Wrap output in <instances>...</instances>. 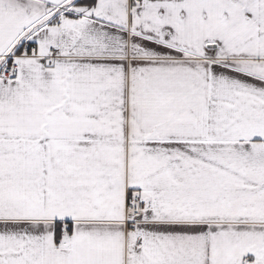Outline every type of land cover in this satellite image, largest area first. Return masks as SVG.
<instances>
[{
	"label": "snow or ice",
	"instance_id": "6c2138e0",
	"mask_svg": "<svg viewBox=\"0 0 264 264\" xmlns=\"http://www.w3.org/2000/svg\"><path fill=\"white\" fill-rule=\"evenodd\" d=\"M0 264H264V0H0Z\"/></svg>",
	"mask_w": 264,
	"mask_h": 264
}]
</instances>
